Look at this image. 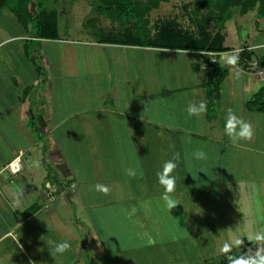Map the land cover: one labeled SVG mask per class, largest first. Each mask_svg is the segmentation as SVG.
Instances as JSON below:
<instances>
[{
  "label": "crops",
  "instance_id": "0c3cea01",
  "mask_svg": "<svg viewBox=\"0 0 264 264\" xmlns=\"http://www.w3.org/2000/svg\"><path fill=\"white\" fill-rule=\"evenodd\" d=\"M34 26L10 8L0 14V264H228L225 243L244 240L234 256L253 247L246 236L264 231V113L246 103L264 86V48L253 49L264 44V18L235 9L207 39L159 31L146 45L70 41L82 52L77 92L65 85L78 77L70 72L55 85L45 44L56 40ZM209 47L228 49L218 54L228 76L216 114L189 116V104L208 100ZM243 49L247 68L226 63ZM229 109L252 123L251 141L225 134ZM198 149L208 159L189 169ZM177 152L179 204L169 211L156 173ZM61 240L71 249L55 260L49 247Z\"/></svg>",
  "mask_w": 264,
  "mask_h": 264
},
{
  "label": "rangeland",
  "instance_id": "374dc122",
  "mask_svg": "<svg viewBox=\"0 0 264 264\" xmlns=\"http://www.w3.org/2000/svg\"><path fill=\"white\" fill-rule=\"evenodd\" d=\"M153 1L155 0H107L105 5L117 2L130 5L122 13L109 9L108 15L100 14L95 0H35L30 3V11L34 16L39 15L37 22L52 25L54 33L59 37L56 41L45 44V56L49 59V69L56 81L55 85L61 86L60 83L66 76L64 72L78 76L71 79V83H65L74 92L84 85H81L82 79H79L82 70V63L78 58L82 53L81 47L69 44L70 41L97 40L100 34L142 40L148 31L153 34L149 39H155L156 32L161 31V27L167 26L170 21H175L177 28L182 29L183 33L190 34L189 31L196 30L195 20L200 17L194 14L196 7L200 15L206 14L208 10L205 0H170L161 3L158 8H153ZM35 34L38 31L35 30ZM42 64L40 58L41 67ZM100 65L104 67L107 62L102 61Z\"/></svg>",
  "mask_w": 264,
  "mask_h": 264
},
{
  "label": "trees",
  "instance_id": "16d2710c",
  "mask_svg": "<svg viewBox=\"0 0 264 264\" xmlns=\"http://www.w3.org/2000/svg\"><path fill=\"white\" fill-rule=\"evenodd\" d=\"M35 0H0V14L7 8H10L19 15L21 20L25 23H33L35 25V30L38 31L37 37L40 39H59L58 35L55 34L54 27L46 23H38L37 20L39 15H35L29 9L30 3ZM170 0H155L153 1V8H158L161 3L169 2ZM96 5L98 6V11L100 14L108 15L110 13L109 9L117 13H122L130 5H125L122 2L109 3L107 0H95ZM204 4L208 7L206 14L200 15L198 7L194 10V14L199 17L196 18L197 28L195 31H189L188 33H183L182 29H178L175 21H170L167 26L161 27L160 35L161 37H194V35H200L206 38L208 26L213 27L214 30L223 29L224 25L228 20L233 16L235 9H240L242 14H245L249 11H257V15L260 18H264V0H205ZM125 6V7H124ZM128 12V11H127ZM135 14V13H134ZM147 24V23H146ZM147 27V26H146ZM40 31V33H39ZM151 34L149 31L145 35V39L135 40L130 37L115 38L109 37L104 34L97 36V40L101 43H134L137 45H146L148 44ZM228 51V49L215 50L211 47L208 48L207 52H213L217 54ZM252 61V54L247 50L239 54L237 65L247 68L248 64ZM258 70L264 71V60L260 59L258 62ZM208 73V100H207V113L208 116H214L217 112V106L219 101V92L221 89L222 83L228 76V70L217 64L211 67V70ZM246 109L248 111H258L264 113V86L253 96L251 100L246 103Z\"/></svg>",
  "mask_w": 264,
  "mask_h": 264
},
{
  "label": "clouds",
  "instance_id": "9594fccd",
  "mask_svg": "<svg viewBox=\"0 0 264 264\" xmlns=\"http://www.w3.org/2000/svg\"><path fill=\"white\" fill-rule=\"evenodd\" d=\"M261 48H264V44H257L253 46L254 50ZM226 63L234 67L238 63V57L235 54H231L228 56ZM186 111L189 116H201L207 112V103L204 101H201L198 104L191 103L188 105ZM224 132L234 145L238 144L240 141H251L254 136L252 123L237 116L231 109L228 110L225 118ZM57 159L60 160L59 158ZM191 159L204 161L208 159V156L202 149H198L193 152L191 158H185L186 166L189 167V169L191 168ZM179 161L180 154L178 152L174 153L172 159L165 161L162 166V170L156 173L159 184L164 188L161 200L164 202L169 211L179 204L172 196L176 189V177L173 173L177 169ZM22 167L23 165L21 164L19 157L10 165L13 174L18 173ZM29 167H39V161H32L29 164ZM125 172L130 177H135L137 175V171L131 167L126 168ZM94 188L95 191L104 195H108L111 191L109 186L101 183H97ZM12 204L14 208L19 207L21 204L19 195L14 198ZM246 238L253 245V247L248 248L247 251H242L239 255L234 256L230 253L234 247L238 249L242 248V245L244 244V240L242 238L237 237L231 243L224 244L221 251L225 254L228 264H264V231L252 232L246 236ZM40 239L44 240L43 236L40 237ZM70 249L71 244L66 240L58 241L54 244V246L49 247L50 254L55 260L57 256L64 255ZM40 251H43V249H40ZM29 264H36V262L30 260Z\"/></svg>",
  "mask_w": 264,
  "mask_h": 264
},
{
  "label": "built area",
  "instance_id": "2783aa9c",
  "mask_svg": "<svg viewBox=\"0 0 264 264\" xmlns=\"http://www.w3.org/2000/svg\"><path fill=\"white\" fill-rule=\"evenodd\" d=\"M243 50H239L237 51V54L239 55ZM204 55V57L206 58V60L203 62V69L205 71H210L211 67L215 64H217L218 61V54L217 53H213V52H203L202 53ZM11 165V164H10ZM58 192L57 187H52L51 189V194H52V198H55V194Z\"/></svg>",
  "mask_w": 264,
  "mask_h": 264
}]
</instances>
